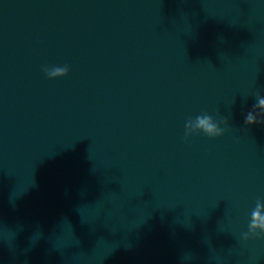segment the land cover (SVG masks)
Wrapping results in <instances>:
<instances>
[{
	"label": "clouds",
	"instance_id": "obj_1",
	"mask_svg": "<svg viewBox=\"0 0 264 264\" xmlns=\"http://www.w3.org/2000/svg\"><path fill=\"white\" fill-rule=\"evenodd\" d=\"M43 71L50 79H55L58 77H63L68 74V67H47L43 68ZM258 106L264 108V98H260L258 100ZM245 123L247 125H252L258 123L256 117L252 112H249L245 116ZM260 123H264L261 121ZM191 121L188 120L185 124V140L190 136V132L188 131L191 128ZM196 128L202 130L206 136L210 138H215L222 136L224 134V129H221L216 123L213 122V117L208 114L198 115L196 116ZM264 207V202L257 201L256 209L252 213V219L249 223V231L242 234V239L247 241L254 237H260L264 234V216H261L260 209ZM259 221V223H258ZM256 229H260L259 233L256 232ZM249 233H252L250 236Z\"/></svg>",
	"mask_w": 264,
	"mask_h": 264
}]
</instances>
